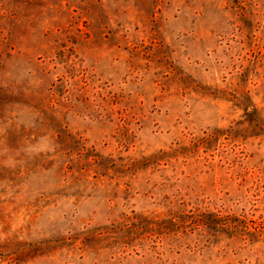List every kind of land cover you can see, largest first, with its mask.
I'll use <instances>...</instances> for the list:
<instances>
[{
    "label": "rangeland",
    "instance_id": "374dc122",
    "mask_svg": "<svg viewBox=\"0 0 264 264\" xmlns=\"http://www.w3.org/2000/svg\"><path fill=\"white\" fill-rule=\"evenodd\" d=\"M226 216L264 226V0H0V264H264Z\"/></svg>",
    "mask_w": 264,
    "mask_h": 264
},
{
    "label": "trees",
    "instance_id": "16d2710c",
    "mask_svg": "<svg viewBox=\"0 0 264 264\" xmlns=\"http://www.w3.org/2000/svg\"><path fill=\"white\" fill-rule=\"evenodd\" d=\"M227 221V222H226ZM231 221V222H230ZM245 220H240L238 217H230L226 216L225 219L221 218L218 220L217 223H215V228H218V223L225 227V229H221L219 231L225 232L229 231V234L231 236H237V238H248V237H260L262 234H264V226L262 224H255V222H251V227H249V224H246L244 222ZM228 223V226H225V224ZM218 231V230H216Z\"/></svg>",
    "mask_w": 264,
    "mask_h": 264
}]
</instances>
